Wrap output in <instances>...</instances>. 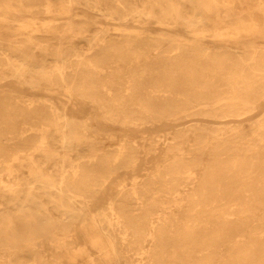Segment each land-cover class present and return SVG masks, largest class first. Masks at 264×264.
Here are the masks:
<instances>
[{
  "label": "bare ground",
  "instance_id": "obj_1",
  "mask_svg": "<svg viewBox=\"0 0 264 264\" xmlns=\"http://www.w3.org/2000/svg\"><path fill=\"white\" fill-rule=\"evenodd\" d=\"M79 4L107 19L84 20L86 44L56 16ZM245 14L264 29V0H0V81L66 98L0 85V264H264V44L222 30ZM84 104L98 127L69 114ZM182 119L213 124L157 135L161 161L137 171L132 129L148 156L146 125Z\"/></svg>",
  "mask_w": 264,
  "mask_h": 264
},
{
  "label": "rangeland",
  "instance_id": "obj_2",
  "mask_svg": "<svg viewBox=\"0 0 264 264\" xmlns=\"http://www.w3.org/2000/svg\"><path fill=\"white\" fill-rule=\"evenodd\" d=\"M72 11H73V13H79V14L78 15L73 14L70 16H61V15L60 16L56 15V16H57V18H59L58 21H64V20L70 19L74 22V29L76 31H79L78 36L75 37L76 41L78 43L81 42L83 44H86L88 42L89 38H91L95 32V28H96L95 24L86 23V22H84V20L98 19V20H101L103 22L107 21V19H105L104 17L99 16V15L98 16L95 15L96 11L91 10L89 8H85L81 4H79L78 6L73 8ZM156 12H157V15L160 14L159 9H156ZM39 15H40V17L45 18V19L49 17V15H47L45 13H40ZM52 17L53 16H51V18ZM142 18L151 20V22L149 24V28L155 33H160V32H164L167 30L168 32L174 33L176 35H183V36L192 37V38L194 37V33L191 32L190 29L187 28L182 23L175 22L173 24L174 26L173 25L164 26V25H161L157 22V18L155 16L142 15ZM114 22L119 23L120 21L116 20ZM227 24H228L227 26L223 25L222 30H228L230 32V34L228 36L230 39H232V37H237V38H239L238 41L239 40L242 42L250 41V42L255 43V44H261V45L264 44V29H263V27L262 28L261 27L253 28L250 25V23L247 21L246 14H245V19H241V17H239L238 15H232L231 17L228 18ZM110 27H112V25H110ZM15 32L21 33V35H19V37H25L28 34V31H26V30H21V29L17 30V29H10V28L3 29L2 34L5 38H8V39L16 38L17 39V36L14 35ZM84 35H86V38L84 37ZM201 38H204V40L209 39L207 37H201ZM54 42H56V40H54ZM0 85L5 86L4 89H6L7 91L22 95L25 98H36V99L48 98V99L54 100L58 103L60 102V100L66 99L63 95L57 94L56 91H49L46 89H36V88L33 89V88H30L26 85H22V84L17 83L11 77L0 81ZM261 108L264 109V102L262 103ZM68 111H69V114L76 115L79 118H90V121L94 127L99 126V123L95 117L94 109L90 104L78 105V106H74V107L68 106ZM206 123L207 124L208 123L213 124L212 122L205 121V120L182 119V120H163V121H159V122H156L153 124L146 125L147 126V133L155 141V150L148 156L145 155V153H144V148H143L144 143L141 139V134L138 133L136 131V129H132L131 134H132L134 140H136L139 143V151H140L139 157L141 160L140 163L138 164V166L136 167V170L139 171L140 173H142L144 171V168L147 166L151 167V169H154V166L161 161V154L164 150V146L157 140V138H158L157 135H159L161 133H170V132H173L179 128L188 127L189 125L206 124ZM88 137L89 138H95L96 137L95 131H92V130L89 131ZM96 138H98V137H96ZM103 139L105 141L106 136L103 135ZM80 150L83 151L84 146L80 147ZM130 176H131V172H128V171L122 172L121 171L118 179H120L122 177H126L127 179H129ZM118 179L115 180V182H117ZM114 185H115V183L110 187L108 192H104V193L99 192L97 194V197H96L94 203L92 204L93 209H99L102 205L105 204L107 198L110 196L111 192H113L112 190H113ZM72 227L75 228L77 231H79L80 223L78 222V220L75 223H73ZM79 241L82 242L83 238L79 237ZM43 243H44L43 248L46 250V253L50 254L52 252L51 243H49L47 241H44Z\"/></svg>",
  "mask_w": 264,
  "mask_h": 264
}]
</instances>
